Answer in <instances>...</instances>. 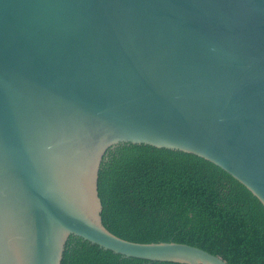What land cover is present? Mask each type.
<instances>
[{
	"label": "water",
	"instance_id": "95a60500",
	"mask_svg": "<svg viewBox=\"0 0 264 264\" xmlns=\"http://www.w3.org/2000/svg\"><path fill=\"white\" fill-rule=\"evenodd\" d=\"M126 143L200 156L264 205V0H0V264H62L71 236L229 264L104 226L100 167Z\"/></svg>",
	"mask_w": 264,
	"mask_h": 264
},
{
	"label": "trees",
	"instance_id": "16d2710c",
	"mask_svg": "<svg viewBox=\"0 0 264 264\" xmlns=\"http://www.w3.org/2000/svg\"><path fill=\"white\" fill-rule=\"evenodd\" d=\"M104 226L137 243H181L229 264H264V205L195 154L140 144L108 150L98 179ZM62 264H182L122 255L71 236Z\"/></svg>",
	"mask_w": 264,
	"mask_h": 264
}]
</instances>
